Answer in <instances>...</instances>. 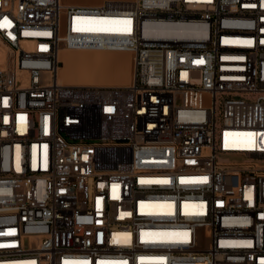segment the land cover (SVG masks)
Listing matches in <instances>:
<instances>
[{
	"label": "built area",
	"instance_id": "2783aa9c",
	"mask_svg": "<svg viewBox=\"0 0 264 264\" xmlns=\"http://www.w3.org/2000/svg\"><path fill=\"white\" fill-rule=\"evenodd\" d=\"M0 41V264H264V0H0Z\"/></svg>",
	"mask_w": 264,
	"mask_h": 264
},
{
	"label": "crops",
	"instance_id": "0c3cea01",
	"mask_svg": "<svg viewBox=\"0 0 264 264\" xmlns=\"http://www.w3.org/2000/svg\"><path fill=\"white\" fill-rule=\"evenodd\" d=\"M62 2L77 4H96L103 0H61ZM112 54L111 52L95 51H64L60 55L62 66L58 71L59 82L66 84H90L95 85H124L127 84L133 70L130 57L124 66L116 71L97 69L90 56ZM130 62V63H129ZM90 82V83H89Z\"/></svg>",
	"mask_w": 264,
	"mask_h": 264
},
{
	"label": "rangeland",
	"instance_id": "374dc122",
	"mask_svg": "<svg viewBox=\"0 0 264 264\" xmlns=\"http://www.w3.org/2000/svg\"><path fill=\"white\" fill-rule=\"evenodd\" d=\"M0 46L1 48H3V51L6 53L5 55L8 56L9 55L8 48L2 42L0 43ZM111 53L112 54H103V55L95 54L93 56L91 55L90 58L97 69L109 70V71H116L117 68L125 65L126 61H128V57H130L131 59V55L128 52H111ZM90 84H93V82Z\"/></svg>",
	"mask_w": 264,
	"mask_h": 264
},
{
	"label": "bare ground",
	"instance_id": "6f19581e",
	"mask_svg": "<svg viewBox=\"0 0 264 264\" xmlns=\"http://www.w3.org/2000/svg\"><path fill=\"white\" fill-rule=\"evenodd\" d=\"M64 3H69V2H64ZM71 4H77V3H71ZM78 5H95V4H78ZM0 43H1V42H0ZM64 51H95V52L100 51V52H113V51H106V50H65V49H63V50L60 51L59 58H60L61 53L64 52ZM5 54H6V53L3 51V48H1V46H0V66H1V67H5V66L7 65V61H6V59H5V57H6ZM129 54H130V53H129ZM130 55H131V54H130ZM131 62H132V66H133L132 56H131ZM61 63H62V62H61ZM61 66H62V64H61L60 67L57 69V73H56L57 82H58V83H61V84H65V85H75V84H66V83L59 82V80H58V71L60 70ZM132 71H133V70H132ZM131 74H132V72H131ZM130 77H131V75H130ZM77 85H95V84H77ZM124 85H125V84H124Z\"/></svg>",
	"mask_w": 264,
	"mask_h": 264
},
{
	"label": "snow or ice",
	"instance_id": "6c2138e0",
	"mask_svg": "<svg viewBox=\"0 0 264 264\" xmlns=\"http://www.w3.org/2000/svg\"><path fill=\"white\" fill-rule=\"evenodd\" d=\"M124 23L127 24V23H130V22H127V21H126V22H124ZM81 30H83V29H79V28L77 29V31H81ZM88 30H99V31H104V30H106V29H88ZM109 110H110V109H109ZM202 182H203V181H202Z\"/></svg>",
	"mask_w": 264,
	"mask_h": 264
}]
</instances>
